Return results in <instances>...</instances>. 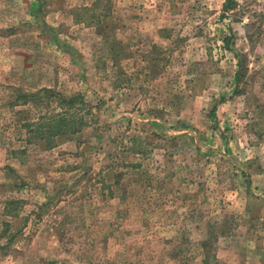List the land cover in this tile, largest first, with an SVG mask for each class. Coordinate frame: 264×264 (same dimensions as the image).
<instances>
[{
  "label": "rangeland",
  "instance_id": "rangeland-1",
  "mask_svg": "<svg viewBox=\"0 0 264 264\" xmlns=\"http://www.w3.org/2000/svg\"><path fill=\"white\" fill-rule=\"evenodd\" d=\"M224 1L0 0V264H264V0ZM42 90L95 121L25 143Z\"/></svg>",
  "mask_w": 264,
  "mask_h": 264
},
{
  "label": "trees",
  "instance_id": "trees-1",
  "mask_svg": "<svg viewBox=\"0 0 264 264\" xmlns=\"http://www.w3.org/2000/svg\"><path fill=\"white\" fill-rule=\"evenodd\" d=\"M232 0H225L223 4V11L229 8ZM225 46L227 39L223 40ZM240 77V66L237 63V70L234 73V80L237 83ZM46 95L45 98L39 100L44 106L45 112L38 114L34 119H29L25 116L20 127L24 130L25 143L41 142L44 146L52 145L56 138L68 137L79 133L83 127L94 122L95 116L93 113L94 106L86 102L79 95H72L68 97L59 98L51 90H42ZM18 92V91H17ZM239 92L235 90L234 94ZM27 96L17 94L13 103L25 104L27 103ZM51 98V99H50ZM54 98V108H50L51 100ZM222 101V99H221ZM12 103V105H13ZM260 110V106L255 107ZM211 115H214V108L211 110Z\"/></svg>",
  "mask_w": 264,
  "mask_h": 264
}]
</instances>
